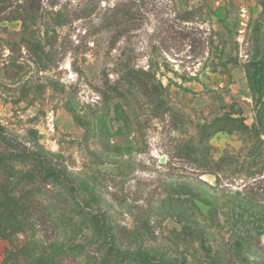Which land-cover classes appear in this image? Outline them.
Here are the masks:
<instances>
[{
  "label": "rangeland",
  "instance_id": "374dc122",
  "mask_svg": "<svg viewBox=\"0 0 264 264\" xmlns=\"http://www.w3.org/2000/svg\"><path fill=\"white\" fill-rule=\"evenodd\" d=\"M40 1L31 30L0 22V126L45 157L16 164L34 214L0 264H114L110 233L264 264V0Z\"/></svg>",
  "mask_w": 264,
  "mask_h": 264
},
{
  "label": "trees",
  "instance_id": "16d2710c",
  "mask_svg": "<svg viewBox=\"0 0 264 264\" xmlns=\"http://www.w3.org/2000/svg\"><path fill=\"white\" fill-rule=\"evenodd\" d=\"M41 10L40 0H0V22L20 21L21 31L13 33L21 34L31 30L32 26L38 24L42 13ZM50 37L47 29L45 34L40 36L39 41L30 42V40H24V43L27 46L32 43L42 49V47L46 46V42L43 44L42 40ZM145 89L147 91V88ZM235 120L233 119V121ZM44 158L38 152L29 150L19 141L9 137L3 127L0 126V193L7 194L0 201V236L5 234L14 235L20 232L23 228L22 221L34 214L31 206L33 204L32 201L30 199L21 201V195H18V190H16L20 183L16 164L33 160L45 166ZM205 166L206 164H201L195 166L194 169L199 170L201 174L211 173L207 168H204ZM46 169L48 170L49 167H46ZM109 237L106 254L116 257L114 264H162L143 250L121 252L122 248L121 246L117 247L112 233H110Z\"/></svg>",
  "mask_w": 264,
  "mask_h": 264
}]
</instances>
